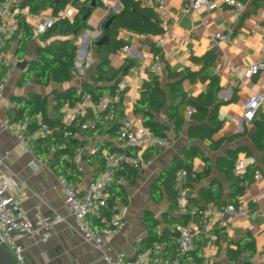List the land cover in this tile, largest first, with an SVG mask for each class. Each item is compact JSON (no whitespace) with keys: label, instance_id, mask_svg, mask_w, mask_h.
I'll list each match as a JSON object with an SVG mask.
<instances>
[{"label":"crops","instance_id":"crops-1","mask_svg":"<svg viewBox=\"0 0 264 264\" xmlns=\"http://www.w3.org/2000/svg\"><path fill=\"white\" fill-rule=\"evenodd\" d=\"M85 1L78 0L80 4ZM100 1L103 4L97 5L92 10L87 20L89 27L82 31V35L86 31L95 30L99 24L102 25L111 13L110 9L115 8V11L121 9L119 0ZM139 1L142 5L152 6L148 0ZM185 1L166 0L168 14L166 17H159L160 22L163 27L169 21L175 23L172 33L166 35L162 45L156 42L160 35L140 34L121 28L116 38L133 44L136 51L132 55H125L119 48L108 54L109 65L121 69L127 59L132 61L131 65L136 71L132 74V84L124 95L127 103L125 112L135 125L143 127H147L144 122L145 116L135 111V105L145 83L154 84L158 81L160 86L166 89L168 83L173 85L178 80L169 77L168 70L173 72L190 70L191 74L186 72L181 78L180 86L188 96H198L208 89L211 77L215 76L219 85L217 97L224 101L218 107V117L223 120L221 129L211 138L190 137L188 131L195 121L188 115L187 110L180 131L176 130L175 120L167 114V108L162 111L150 110L151 119L167 126L165 136L169 139V145L163 149L153 148L145 151L150 163L135 176L134 183L131 182L130 173L136 171H128L127 181L122 185L127 190V201L118 195L122 200L121 209L125 213L124 226L121 231L105 241L102 248H98L86 241L76 227L58 183L57 170L51 165L41 164L34 149L22 148L13 133L0 126V161L8 177L22 188V209L32 217L36 207L40 206L47 215L60 214L63 217L47 240L22 239L28 264H107L104 260L105 253L113 256L121 255L124 258L135 256L145 247L143 240L147 235L146 213H151L159 220V229L172 228V224L164 218L165 215L182 216L177 211L174 194L172 199L163 191L161 202H157L150 193V187L158 179L161 171L168 168L176 157L177 163L186 160L191 147L204 153L209 160L210 172L192 183L198 194V200L203 205H208L210 202L226 205L235 200L233 179L230 176L234 172V167L229 173L221 168L222 166L225 169L229 168L224 161L226 158L234 156L236 164L243 163L245 166L250 162L258 163L262 166L263 174L247 192L246 213L226 215L214 213L203 225L200 224L199 217L194 219L198 226L197 244L199 243L204 263L242 264L246 257L252 255L249 264H264V149H259L253 141L254 131L258 127L255 121L259 122L260 117L256 116L252 122H246L243 118L244 102L253 92L261 88L264 77V71L255 76L246 75L247 69L256 59H264V54L261 53L264 17L260 14L264 0H239L243 3V7L238 16L234 7L226 5L182 13L180 8ZM71 5L75 15L78 11L77 5L72 3ZM25 7L16 37L5 50L12 60V71L5 89L4 101L0 104V114L10 120H12V107L17 104L16 96L30 98L32 95H38L43 99L44 112L51 115L52 92L54 89H61L51 85L54 81L45 86L38 83L35 78L24 79V72L35 59L37 48L47 45L51 39L44 37L45 31L35 33V26L49 16L55 17L52 7L38 10L31 9L28 4ZM60 13L61 11L58 15ZM26 29L30 33V38L24 57L19 58L16 50ZM218 32L230 34L231 40L217 42L213 35ZM52 37L65 38L59 36L58 32ZM90 48L93 51L94 64L86 74L88 81L91 80V72L96 68L103 54L98 53L96 47L93 49L90 46ZM211 50L215 52V56L207 66H203V60L194 59V57H202ZM141 53H146V57L142 58ZM23 60L28 62L24 68H21L19 62ZM157 63L159 68H156ZM72 78L71 76L70 80ZM70 80L60 84L68 82L69 84L64 88L72 85L76 87L77 83L70 84ZM109 85L107 83L108 87ZM180 98L176 93L173 101L178 102ZM171 100L172 95L168 93L166 104L168 105ZM211 110L212 108L210 112ZM42 117L45 120L43 114ZM35 121L37 123L36 117ZM240 146L248 147L252 152L251 155L248 156L245 150L234 153ZM191 162L192 168L198 173L205 171L206 161L199 155L192 156ZM92 173V166H85L80 187L87 186ZM10 191L11 188L8 193ZM207 191L214 199L205 200ZM108 219L109 217L98 221L91 218V222L95 227H99L101 224H108ZM229 248L238 250V258L235 261L229 257ZM174 253L175 245L172 240L167 241L165 257L170 259Z\"/></svg>","mask_w":264,"mask_h":264},{"label":"built area","instance_id":"built-area-1","mask_svg":"<svg viewBox=\"0 0 264 264\" xmlns=\"http://www.w3.org/2000/svg\"><path fill=\"white\" fill-rule=\"evenodd\" d=\"M23 0H0V104L5 98V89L12 71V60L6 47L14 41L26 7ZM157 11L159 17H166L168 9L166 0H148ZM234 7L236 15L242 12L243 3L239 0H186L180 8L182 13H189L202 8L222 6ZM264 17V7L260 10ZM60 17L72 19L74 8L69 3L55 17L49 16L35 26V33H42L50 28ZM174 21L165 24L164 33L157 37L156 42L162 45L165 37L171 34ZM151 35V34H149ZM217 42H229L231 36L225 32L215 33ZM84 44L87 36L80 37L76 51L72 75L77 77L76 97H66L59 105V123L49 124L43 120L42 113L36 115L37 126L31 130L24 123L4 118L0 114V126L13 133L19 145L25 150H33L38 141L45 145L46 153L38 157L41 164L51 165L57 172L58 183L63 191L65 203L74 218L78 230L84 239L102 248L105 241L122 230L124 226V210L121 209V198L113 194L117 185H124L129 170H144L150 163L145 151L153 148L163 149L169 145L166 136L156 134L148 127L137 126L125 112L127 105L125 92L132 84L134 66H128L125 73L97 98L93 92L84 87L86 74L94 64L93 51ZM261 53L264 54V34ZM86 51L85 54L82 51ZM120 50L125 55H132L136 49L133 44L125 43ZM145 58L146 53H141ZM158 61V56H157ZM156 68H159L157 63ZM264 71V59H256L247 69V76L259 75ZM192 107L187 113L191 115ZM260 110L264 111V77L262 86L253 92L243 104V118L252 122ZM93 168L92 178L85 187H80L85 166ZM245 170L243 163H237L234 172L241 176ZM198 172L194 168L179 167L174 172L173 187L177 211L186 216L185 222H177L173 227L171 240L175 245L174 255L168 259L164 255L167 241H156L136 253L131 258L121 255L104 254L107 264H181L184 256L192 261V253L197 248L196 233L198 226L194 219L200 218L205 224L214 213L238 214L246 213L248 208L247 192L250 186L261 177L257 169L253 180L240 181L242 192L235 202L219 205L210 202L203 205L192 183ZM11 188L10 193L8 190ZM22 188L12 181L2 167L0 161V238L7 245L17 264H28L21 243L24 238L47 240L55 226L63 220L60 214L47 215L37 206L30 217L21 207ZM109 211L110 215L107 216ZM108 224L95 227L91 218L98 221L106 220ZM161 229L158 230L160 233Z\"/></svg>","mask_w":264,"mask_h":264},{"label":"trees","instance_id":"trees-1","mask_svg":"<svg viewBox=\"0 0 264 264\" xmlns=\"http://www.w3.org/2000/svg\"><path fill=\"white\" fill-rule=\"evenodd\" d=\"M119 2L121 4L119 15L111 21L107 29L111 39L110 44L101 46L96 45L97 52L103 54L96 68L91 72V80L83 83L85 88L93 92L94 98H97V96L104 90L101 88L103 85H107V83H109V86H112L119 79L120 75L126 72L128 66H131L132 64V61L127 59L121 69H115L109 65L108 54L117 51L126 43V41L116 38L121 28L140 34L161 35L164 32V27L160 22L158 13L152 6L142 5L139 0H119ZM69 3L77 5V13L72 19L67 17L57 18L54 24L45 31L44 37H51L50 42L45 46H39L37 48L35 59L30 62L28 68L24 72L25 80L35 78L38 83L45 86L50 84L51 81L63 83L70 80L76 51L78 49L76 41L82 31L89 27L87 23L88 18L83 19V16L88 9L90 0H86L81 4L78 0L22 1V6L28 4L33 10H38L44 7H52L54 16H57L58 13ZM101 4L103 3L100 0H97V5ZM113 13L114 12H111L108 17H110ZM25 31L26 32L22 35L16 50L17 57L19 58L24 57L27 42L30 38V33L27 32V29ZM55 32H58L59 36H63L65 38L52 37ZM96 40L97 39L93 40L95 44ZM155 50V53H157V49ZM214 56L215 52L211 50L202 57H194V59L203 60V66L205 67L211 62V60H213ZM186 72L191 74L190 70L175 72L168 70L169 77H174L178 80H176L173 85L168 83L166 89L161 87L158 81H155L154 84L145 83L141 90V95L137 99L135 111L144 114V122L149 129L154 131L156 134L165 136L167 126L158 120L151 119L150 110L153 109L155 111H162L164 108H167V114L175 120L176 130L180 131L181 125L184 121V113L188 110V108L192 107L193 110L190 116L195 123L188 131L189 136H206L207 138H211L212 135L221 129L223 125V120L218 117V107L224 101L217 97V92L219 90L217 79L215 76L211 77L208 89L205 92L199 94L198 96H188L183 91L182 86H180V80ZM171 86H174L175 88H172ZM168 93L172 95V100L167 105L166 101ZM176 93L181 97L178 102L173 101ZM66 97H76L75 86L72 85L64 89L53 90L51 115H47L44 112L45 106L43 99H41L38 95H32L30 98L16 96L15 100L17 104L12 107L11 119L12 121L22 123H26L25 121H27V129L31 130L37 126L35 121L36 115L39 112H42L45 119L44 121H47L52 125L57 124L59 123V105ZM173 108L175 109L173 110ZM210 108H212L211 112ZM258 116L260 117L259 125L254 131L253 141L259 149H264V111L260 110L257 114V117ZM44 145L45 144L42 141H38L34 148V153L38 156L45 154L46 149ZM240 150H245L248 156L252 153L246 146L238 147L234 153ZM188 155L189 156L186 160L179 161V163L176 162V157L168 168H164L161 171L158 179L150 187V193L155 201L161 202L163 191L166 192L168 197L173 199L174 172L179 167H187L191 169L192 156L199 155L204 161H206L205 171L203 173H198L196 180L210 172L209 160L204 153L191 147V149L188 150ZM224 161L227 165H229V168L225 169L222 165L221 168H223L227 173L232 170V167L235 168L234 165H236V158L234 156L226 158ZM60 169L61 168L58 167L56 169L57 172ZM257 169L262 171V166L258 163L250 162L245 166V170L241 176H237L235 172L231 173L230 176L233 179L232 183L235 194V200L231 202H235L238 195L242 192L240 181L243 180L251 182ZM135 171L136 172L134 173H130L132 183L135 182V176L141 172L137 170ZM113 194L119 195L123 200L127 201V190L122 185L115 186ZM210 199L214 198L211 193L207 191L205 200L208 201ZM107 213V216H109V211ZM185 217L186 216L184 215H165L164 218L167 222L172 224V228H163L160 233H158L160 223L159 220H157L151 213H146L145 225L147 228V235L143 240L145 247L156 241L170 242L173 234V227L177 222H185ZM98 223L100 224V222ZM228 254L232 261H235L238 258V250L229 248ZM251 257L252 255L246 257L242 264H249ZM192 258V261H187L183 256L181 264H205L199 243L197 244L195 251L192 253Z\"/></svg>","mask_w":264,"mask_h":264},{"label":"water","instance_id":"water-1","mask_svg":"<svg viewBox=\"0 0 264 264\" xmlns=\"http://www.w3.org/2000/svg\"><path fill=\"white\" fill-rule=\"evenodd\" d=\"M57 1V0H55ZM97 6V0H90L88 9L86 13L83 16V19H87L92 10ZM110 12H114L110 17L106 19V21L101 25L99 24L95 30L92 31H86L82 37L87 36V41L85 42L84 46L87 47L89 43L90 37H93L96 40V45L101 46V45H109L110 44V36L107 31L111 21L119 15V11H115V8L110 9ZM91 32V33H90ZM85 50L82 51L83 54H85ZM27 60H23L19 62V67L24 68L25 65L27 64ZM102 89H107V85H103L101 87ZM255 125L258 126L259 122L255 121ZM0 264H17L15 261L13 255L11 254L10 250L8 249L7 245L5 242H3L0 238Z\"/></svg>","mask_w":264,"mask_h":264},{"label":"rangeland","instance_id":"rangeland-1","mask_svg":"<svg viewBox=\"0 0 264 264\" xmlns=\"http://www.w3.org/2000/svg\"><path fill=\"white\" fill-rule=\"evenodd\" d=\"M82 36V34H80V36H79V38ZM79 38H78V40H79ZM93 40L94 39H91V42H90V46L93 48V49H95V47H96V45H95V43L93 42ZM77 44H78V41H77ZM72 79L70 80V84H72V83H79V80L80 79H78L77 77H75L74 75H72ZM69 83L67 82V83H64V84H60V83H55V82H53L51 85H56V86H58L59 88H61V89H63L64 88V86H66V85H68ZM51 87V86H50Z\"/></svg>","mask_w":264,"mask_h":264}]
</instances>
